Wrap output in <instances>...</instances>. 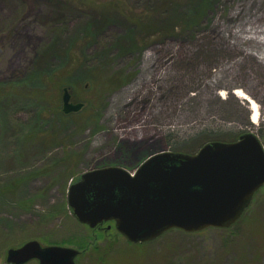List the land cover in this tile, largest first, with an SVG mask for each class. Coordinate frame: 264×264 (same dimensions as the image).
Instances as JSON below:
<instances>
[{"label": "rangeland", "instance_id": "1", "mask_svg": "<svg viewBox=\"0 0 264 264\" xmlns=\"http://www.w3.org/2000/svg\"><path fill=\"white\" fill-rule=\"evenodd\" d=\"M253 26L264 0H0V264L31 240L83 251L77 264H264V186L231 227L148 244L82 224L68 205L90 170L134 171L155 152L247 132L264 145V63L241 29ZM65 88L79 111H63Z\"/></svg>", "mask_w": 264, "mask_h": 264}, {"label": "water", "instance_id": "2", "mask_svg": "<svg viewBox=\"0 0 264 264\" xmlns=\"http://www.w3.org/2000/svg\"><path fill=\"white\" fill-rule=\"evenodd\" d=\"M64 89L63 111L77 112ZM133 173L108 166L85 172L68 191L76 219L91 228L114 221L133 243L154 240L172 229L198 232L228 228L241 219L264 186V145L253 132L234 142H209L195 154L160 151ZM78 249L31 240L7 252L8 264H77Z\"/></svg>", "mask_w": 264, "mask_h": 264}, {"label": "bare ground", "instance_id": "3", "mask_svg": "<svg viewBox=\"0 0 264 264\" xmlns=\"http://www.w3.org/2000/svg\"><path fill=\"white\" fill-rule=\"evenodd\" d=\"M241 29H245L247 34H251V36H248L247 39L254 41L258 44L256 49H251L247 53L257 57L260 62L264 63V27L253 26L251 28ZM241 29H233V33L235 35H238ZM234 94L237 97L248 100L252 112L251 121L253 123H257L260 115V107L257 101L251 98L244 90L239 88L234 90Z\"/></svg>", "mask_w": 264, "mask_h": 264}, {"label": "flooded vegetation", "instance_id": "4", "mask_svg": "<svg viewBox=\"0 0 264 264\" xmlns=\"http://www.w3.org/2000/svg\"><path fill=\"white\" fill-rule=\"evenodd\" d=\"M71 101H72V98H71ZM73 102V101H72ZM129 153V152H128ZM141 165V164H140ZM139 165V166H140ZM138 166V167H139ZM122 167V166H121ZM137 167V168H138ZM136 168V169H137ZM135 169V170H136ZM129 170V169H128ZM134 170V171H135ZM131 173H134V171H131V170H129ZM116 226V224H115V222L114 221H107V222H103V223H100V224H98L95 228H93V229H98V230H103V229H108V230H110V229H112V227H115ZM212 228V227H211ZM115 229H116V227H115ZM206 229H208V228H206ZM203 230H205V229H203ZM117 231V230H116ZM202 231V230H201ZM118 232V231H117ZM119 233V232H118ZM187 233H191V232H187ZM161 237V236H160ZM125 238V237H124ZM159 238V237H158ZM158 238H156V239H158ZM126 239V238H125ZM156 239H154V240H156ZM127 240V239H126ZM154 240H151V241H154ZM128 241V243H131V244H148V243H151V241H147V242H138V243H133V242H131V241H129V240H127Z\"/></svg>", "mask_w": 264, "mask_h": 264}, {"label": "trees", "instance_id": "5", "mask_svg": "<svg viewBox=\"0 0 264 264\" xmlns=\"http://www.w3.org/2000/svg\"><path fill=\"white\" fill-rule=\"evenodd\" d=\"M120 8V7H119ZM123 11V10H122ZM124 12V11H123ZM125 14H127L126 12H125ZM134 16H137L138 18L135 20V23L136 24H139L140 22H144V25H146L147 26V24H148V18L146 17L147 16V14L145 13V12H143L142 14L141 13H138V12H135V15ZM146 19H147V21H146ZM176 28H178V27H176ZM148 34H152V33H148ZM156 34V33H155ZM148 35H146L145 37H147ZM72 57V56H71ZM70 57V61L72 62L73 61V59ZM71 64V63H70ZM52 83H54V85L56 86V87H54L53 89H54V91L56 90L57 91V82H53V80H52V82H51V84ZM53 89H52V91H53ZM207 143V142H206ZM205 144V143H204Z\"/></svg>", "mask_w": 264, "mask_h": 264}]
</instances>
